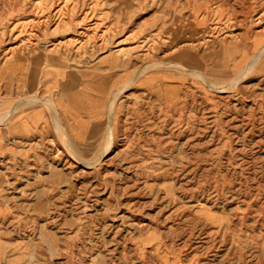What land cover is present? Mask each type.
Returning <instances> with one entry per match:
<instances>
[{"label":"rangeland","instance_id":"rangeland-1","mask_svg":"<svg viewBox=\"0 0 264 264\" xmlns=\"http://www.w3.org/2000/svg\"><path fill=\"white\" fill-rule=\"evenodd\" d=\"M0 264H264V0H0Z\"/></svg>","mask_w":264,"mask_h":264},{"label":"crops","instance_id":"crops-1","mask_svg":"<svg viewBox=\"0 0 264 264\" xmlns=\"http://www.w3.org/2000/svg\"><path fill=\"white\" fill-rule=\"evenodd\" d=\"M58 72H60V71H58ZM82 95H83V97L85 98V101H86L85 107H86L87 112H93V114H94L95 110L99 107V104L101 103L100 97L98 95L94 96L92 93L87 92L85 89L82 90ZM60 103H62L64 105L62 110L61 109L60 110L63 113H66L67 115H69L67 118L74 122V124H72L74 128H83V127H85L86 123H82V122H80L78 120V116L76 114L77 111H76V109L73 106H69V105L64 104V101H60ZM69 112H71V113H69ZM39 122H37V124ZM24 124H26V125H24ZM31 124H32L31 121H28V124H27L26 121H23L19 125L15 126V127L14 126H10L9 128L10 129H15V131L17 130L18 132H23V133L26 132V134H27L30 131V129H31ZM3 137H6V135H3Z\"/></svg>","mask_w":264,"mask_h":264},{"label":"bare ground","instance_id":"bare-ground-1","mask_svg":"<svg viewBox=\"0 0 264 264\" xmlns=\"http://www.w3.org/2000/svg\"><path fill=\"white\" fill-rule=\"evenodd\" d=\"M42 102H44V101H42ZM22 122H23V121H22ZM24 125H26V124H24ZM23 127H24V126H23ZM23 127H22V128H23ZM24 129H25V128H24ZM24 129H23V130H24ZM25 133H26V132H25ZM111 135H112V134L110 133L109 136H108V139H107V145H109V144L111 143V142H110V141H111V138H112ZM66 152H67V151H66ZM69 154H70V153H69ZM69 154H68V155H69ZM77 161H78V160H77ZM85 165H86V163H85ZM85 165H84V166H85ZM86 166H87V165H86Z\"/></svg>","mask_w":264,"mask_h":264}]
</instances>
